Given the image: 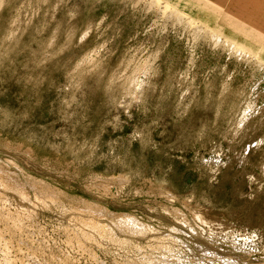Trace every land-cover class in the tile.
Here are the masks:
<instances>
[{
  "label": "rangeland",
  "instance_id": "rangeland-1",
  "mask_svg": "<svg viewBox=\"0 0 264 264\" xmlns=\"http://www.w3.org/2000/svg\"><path fill=\"white\" fill-rule=\"evenodd\" d=\"M0 167V264H264V0H0Z\"/></svg>",
  "mask_w": 264,
  "mask_h": 264
},
{
  "label": "bare ground",
  "instance_id": "bare-ground-1",
  "mask_svg": "<svg viewBox=\"0 0 264 264\" xmlns=\"http://www.w3.org/2000/svg\"><path fill=\"white\" fill-rule=\"evenodd\" d=\"M157 2V1H156ZM180 16V15H179ZM221 38V37H220ZM219 38V39H220ZM218 39V37L217 38H215V40H219ZM225 42H227V41H225ZM222 44V43H221ZM226 45V44H225ZM228 45H230V44H228ZM233 48V47H232ZM236 48V47H235ZM234 49V48H233ZM239 49V48H238ZM234 52V51H233ZM144 71V70H143ZM138 87V86H137ZM136 87V88H137ZM139 88V87H138ZM137 88V89H138ZM135 91V90H134ZM134 94H135V92H134ZM247 121V120H246ZM12 145V144H11ZM14 161V160H13ZM16 169V168H15ZM13 171V170H12ZM3 173V172H2ZM1 173V167H0V174H2ZM3 175V174H2ZM25 177V176H24ZM25 179V178H24ZM115 181V180H114ZM116 182V181H115ZM44 183V182H43ZM48 184V183H47ZM7 185V184H6ZM109 187V186H108ZM107 187V188H108ZM91 191V190H90ZM162 191V190H161ZM26 206V205H25ZM87 208H90V209H92V206H87ZM103 210V209H102ZM102 210H100V209H98L97 207L96 208H93V211L95 212V213H98V214H100V215H102V216H104V215H107V213H105V212H103ZM169 210V209H168ZM172 210V209H171ZM174 210V209H173ZM173 210H172V213H173ZM174 213L175 214H178V212H177V210L176 211H174ZM180 214V213H179ZM182 215V214H181ZM184 215V214H183ZM182 215V216H183ZM191 215V214H190ZM110 216H113V215H110ZM170 216V215H169ZM178 216V215H177ZM114 217V216H113ZM186 217V216H185ZM184 217V218H185ZM195 217L198 219V220H200L201 222H203V223H205V224H208V221H206V219L204 218V216L201 214V212H199V213H197L196 215H195ZM115 218V217H114ZM124 218H126V216H118V217H116V220L117 221H119V222H121V223H123V221H125V220H128L127 222L129 223V225L130 226H132L133 224V221L132 220H130V219H128V218H126V219H124ZM179 218V217H178ZM136 219V218H135ZM120 225H122V224H120ZM124 225V224H123ZM133 227V226H132ZM179 227V226H178ZM192 227V226H191ZM122 228H123V226H122ZM126 228H128V227H126L125 226V228L124 229H126ZM196 228V227H195ZM132 229V231H135L133 228H131ZM127 231H129V229H126ZM200 230V229H199ZM129 232H131V231H129ZM132 233H134V232H132ZM207 233V232H206ZM199 234V233H198ZM211 238V237H210ZM85 242V241H84ZM110 244V243H109ZM118 252V251H117ZM17 256V255H16Z\"/></svg>",
  "mask_w": 264,
  "mask_h": 264
},
{
  "label": "crops",
  "instance_id": "crops-1",
  "mask_svg": "<svg viewBox=\"0 0 264 264\" xmlns=\"http://www.w3.org/2000/svg\"><path fill=\"white\" fill-rule=\"evenodd\" d=\"M259 55H261V56H262V53H259Z\"/></svg>",
  "mask_w": 264,
  "mask_h": 264
}]
</instances>
